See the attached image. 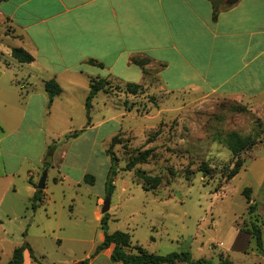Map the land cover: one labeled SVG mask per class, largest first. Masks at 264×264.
I'll return each mask as SVG.
<instances>
[{
  "label": "rangeland",
  "instance_id": "1",
  "mask_svg": "<svg viewBox=\"0 0 264 264\" xmlns=\"http://www.w3.org/2000/svg\"><path fill=\"white\" fill-rule=\"evenodd\" d=\"M2 34H9V28L0 23V38ZM3 57L0 174L5 168L9 174L0 179V195L7 193L0 196V264H6L13 248L24 241L41 264H72L89 257L101 236L115 230L130 234L131 248L138 245L148 252L189 251L194 259L212 262L223 253L233 264H264V250L257 249L255 255L241 252L255 242L248 240L251 235L245 229L253 221L262 229L264 222L256 202L264 194V118L247 105L209 93L210 81L202 90H167L157 75L160 66L151 60L145 73L137 64L128 76L120 68L114 70L116 77L110 75L106 91L91 101L89 123L95 127L87 125L86 95L78 88L54 111L58 121L63 119L62 108L66 117L68 112L70 129L53 123L51 130L46 114L24 111L16 93L20 85L9 86L15 63L4 69V59H12ZM97 72L100 78L110 73ZM127 82L141 88L127 93ZM237 105L246 110L237 111ZM57 127L60 134L55 133ZM74 131L77 136L70 137ZM230 131L250 135L254 144L236 156L241 160L239 171L227 180L236 157L220 139ZM113 136L117 159L112 162L105 150ZM38 156L42 161L29 169L40 176L46 171L44 197L32 207V197L21 194L27 186L26 167ZM203 161L210 168L206 175L199 170ZM83 173L93 175L92 184L75 181ZM108 175L111 193L106 190ZM12 184L16 193L8 188ZM246 187L255 203L251 215L242 194ZM107 196L102 227L101 203Z\"/></svg>",
  "mask_w": 264,
  "mask_h": 264
},
{
  "label": "crops",
  "instance_id": "2",
  "mask_svg": "<svg viewBox=\"0 0 264 264\" xmlns=\"http://www.w3.org/2000/svg\"><path fill=\"white\" fill-rule=\"evenodd\" d=\"M216 2L219 11L212 20L210 0H3L0 23L8 26L9 34L0 38V60L3 56L12 60L4 59L1 65L7 69L14 61L9 86L20 85L16 93L23 100L24 111L46 114V125L51 130L53 123L70 129L71 120L63 108L62 121L55 119L54 111L61 101L71 98L78 88L81 96L87 95L89 80L101 76L97 69L110 71L107 78L116 75V68L130 75L135 65L130 60L133 55L149 56L160 66L159 81L169 86V91L202 90L201 86L210 81L209 93L247 105L256 116L264 118V0ZM14 46L24 48L33 60L16 61L10 55ZM88 59L100 62L102 67L88 63ZM171 66L172 70L166 71ZM51 78L61 91L48 104L43 81ZM88 127L95 125L90 123ZM61 132L57 127L55 133ZM41 161L38 156L26 167L23 198H33L40 175L29 168ZM6 172L5 168L0 179L7 177ZM82 179L84 173L75 181ZM8 188L16 193L14 184ZM6 195L3 191L0 196ZM256 202L263 219L264 194ZM96 216L100 214L96 212ZM263 226L264 222L262 237ZM248 246L242 254L255 255V243ZM102 251L89 264L96 260L98 264H121L109 259L110 247ZM33 262L24 250L21 264Z\"/></svg>",
  "mask_w": 264,
  "mask_h": 264
},
{
  "label": "trees",
  "instance_id": "3",
  "mask_svg": "<svg viewBox=\"0 0 264 264\" xmlns=\"http://www.w3.org/2000/svg\"><path fill=\"white\" fill-rule=\"evenodd\" d=\"M1 1L3 0H0V2ZM210 1L212 4L211 19L215 20L217 13L219 11V6H217L216 0H210ZM10 55L19 63H29L33 60V56L20 46L12 47L10 49ZM130 60L133 64H137L141 66V70L143 73L146 72L145 65H147L151 61L150 57L146 55H133L131 56ZM86 61L90 64H94L99 67H102V64L94 59H88ZM109 83H110L109 78H91L89 80V84H88L89 90L84 102L85 112L87 117V125H90L89 113H90L91 101L93 97L99 91H106ZM43 87L48 95V104L51 103L53 96L57 95L61 91L60 86L53 78L44 80ZM140 88L141 85L139 83L127 82L125 84L124 90L127 93L133 94L136 93L137 90H139ZM236 110L244 111L246 110V108L245 106L237 105ZM77 134L78 132L74 131L68 135L70 137H75L77 136ZM113 142H115L114 136L111 139L109 147L105 150L106 154L110 156L112 162L117 159L112 150ZM220 142H222V144L226 146L235 157L240 152L251 147L254 144V141L252 140L250 135L242 136L236 131H230L226 133L225 136L220 139ZM240 165H241V160L238 157H236L225 179L228 180L234 177L238 173ZM199 170L202 172L203 175H206L207 173H209L210 168L208 164L205 161H203L199 165ZM84 181L92 184L94 181L93 175L85 174ZM36 186L37 183L35 184V187ZM106 190L108 191V193H111L112 190V178L109 175L106 180ZM242 194L244 195L245 200L248 203L247 212L249 215H251L255 210V203H251L250 187L244 188L242 190ZM42 197H43L42 189L36 188L32 198V207H35V203H36L35 201L40 202L42 200ZM105 216L106 213H104L101 218L102 227L105 226L104 225ZM245 231L251 235L252 239H254L256 249L263 250L262 248L263 237H262V229L260 225L253 221L251 223L250 229H245ZM108 247H110L109 259L111 261L120 262L121 264H178L179 262H185L188 264H232V262L229 259L224 258L221 254L218 256V261L212 262L211 260L205 258L194 259L190 255L189 251H171L166 254H160V253L148 252L144 250L142 247L135 245L133 247L135 248L136 251L133 252L131 251L130 234L128 232L120 231V230H115L111 233L105 232L103 239L101 240L100 243L96 245L94 251L89 255V257L77 260L72 264H89L91 258H93L100 251ZM24 250L28 251L32 261L38 262L33 254L31 247L26 241H24L20 245L13 248L11 257L6 264H21L23 260ZM38 264L41 263L38 262Z\"/></svg>",
  "mask_w": 264,
  "mask_h": 264
},
{
  "label": "water",
  "instance_id": "4",
  "mask_svg": "<svg viewBox=\"0 0 264 264\" xmlns=\"http://www.w3.org/2000/svg\"><path fill=\"white\" fill-rule=\"evenodd\" d=\"M235 0H227V3L231 4ZM46 178V171H43L38 182H37V189H43L44 188V182ZM109 209V196H107L101 203V212L106 213ZM264 254V251H263Z\"/></svg>",
  "mask_w": 264,
  "mask_h": 264
}]
</instances>
